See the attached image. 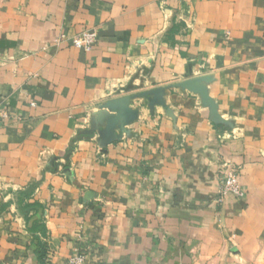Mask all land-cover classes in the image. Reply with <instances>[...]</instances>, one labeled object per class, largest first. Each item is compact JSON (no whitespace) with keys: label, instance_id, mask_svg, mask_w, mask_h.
Here are the masks:
<instances>
[{"label":"crops","instance_id":"0c3cea01","mask_svg":"<svg viewBox=\"0 0 264 264\" xmlns=\"http://www.w3.org/2000/svg\"><path fill=\"white\" fill-rule=\"evenodd\" d=\"M87 29L88 51L59 40ZM225 162L244 194L218 203ZM79 245L264 264V0H0V264Z\"/></svg>","mask_w":264,"mask_h":264},{"label":"built area","instance_id":"2783aa9c","mask_svg":"<svg viewBox=\"0 0 264 264\" xmlns=\"http://www.w3.org/2000/svg\"><path fill=\"white\" fill-rule=\"evenodd\" d=\"M59 40H69L72 46L88 51L95 44L97 35L93 30L87 29L72 36L62 33L59 36ZM221 168L224 176L220 178L218 183L217 202L222 203L228 194L243 196L244 193L239 185L238 168L231 162L223 163ZM66 264H85V252L80 245L74 248Z\"/></svg>","mask_w":264,"mask_h":264},{"label":"water","instance_id":"95a60500","mask_svg":"<svg viewBox=\"0 0 264 264\" xmlns=\"http://www.w3.org/2000/svg\"><path fill=\"white\" fill-rule=\"evenodd\" d=\"M183 86L184 87H188L189 89H191L192 91L194 92H203V89L201 86L198 85V80L196 79H193V80H189L187 82H184L183 83ZM135 97H142L144 99V102L146 104V106L149 108V109H153V105L156 103H158L159 101V91L158 90H150V91H145V92H142L138 95H136ZM133 97V98H135ZM131 98V99H133ZM132 103L133 101L131 100L130 101V98L127 97V98H124V99H119L117 101H109L106 105H104L105 107H108L110 105H112V103L114 104H122V103ZM138 110L139 108L137 107V109H135V113H136V116L138 114ZM123 128V127H122Z\"/></svg>","mask_w":264,"mask_h":264},{"label":"rangeland","instance_id":"374dc122","mask_svg":"<svg viewBox=\"0 0 264 264\" xmlns=\"http://www.w3.org/2000/svg\"><path fill=\"white\" fill-rule=\"evenodd\" d=\"M141 105H142V106H146L144 100L142 101ZM155 105H156V103L153 105V108H154ZM146 107H147V106H146ZM148 109H149V108H148ZM262 261H264V260H262Z\"/></svg>","mask_w":264,"mask_h":264}]
</instances>
